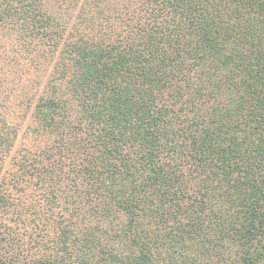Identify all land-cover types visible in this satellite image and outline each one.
I'll return each instance as SVG.
<instances>
[{
    "label": "trees",
    "instance_id": "trees-1",
    "mask_svg": "<svg viewBox=\"0 0 264 264\" xmlns=\"http://www.w3.org/2000/svg\"><path fill=\"white\" fill-rule=\"evenodd\" d=\"M10 1L62 48L8 174L0 114V264H264V0Z\"/></svg>",
    "mask_w": 264,
    "mask_h": 264
},
{
    "label": "rangeland",
    "instance_id": "rangeland-1",
    "mask_svg": "<svg viewBox=\"0 0 264 264\" xmlns=\"http://www.w3.org/2000/svg\"><path fill=\"white\" fill-rule=\"evenodd\" d=\"M83 1L42 0V3L54 15L58 30L60 21L68 27V33L76 28L99 31L101 22L96 17L92 23L87 21L91 13L82 11ZM16 6L10 0H0V114L17 130L15 145L6 159L7 174L18 157L40 151L47 144L44 134L36 130L34 110L46 91L62 48L23 29L17 18L10 15ZM58 38L55 31L54 39Z\"/></svg>",
    "mask_w": 264,
    "mask_h": 264
}]
</instances>
